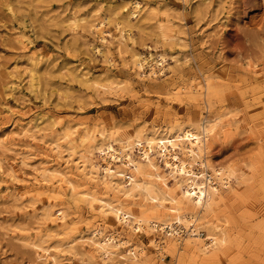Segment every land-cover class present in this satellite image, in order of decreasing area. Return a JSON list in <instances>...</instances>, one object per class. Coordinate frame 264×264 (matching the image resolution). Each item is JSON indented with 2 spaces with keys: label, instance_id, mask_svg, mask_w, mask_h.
I'll return each instance as SVG.
<instances>
[{
  "label": "rangeland",
  "instance_id": "obj_1",
  "mask_svg": "<svg viewBox=\"0 0 264 264\" xmlns=\"http://www.w3.org/2000/svg\"><path fill=\"white\" fill-rule=\"evenodd\" d=\"M161 55V75L134 65ZM206 123L215 130L204 160L234 174L207 207L183 195L201 176L174 173L157 151L143 161L131 149L139 134L191 129L202 138ZM88 132L93 145L139 163L141 175L112 165L108 182L121 193L100 183L101 154L89 159L97 182L71 164L91 150ZM55 141L64 155L51 149ZM179 143V160L199 173ZM131 176L138 185L127 184ZM145 185L161 199L146 200ZM101 200L127 217L102 214ZM192 215L201 244L133 223L187 224ZM209 229L225 238L213 256L200 253ZM97 234L122 246L104 259L75 242ZM50 256L57 264H264V0H0V264H53Z\"/></svg>",
  "mask_w": 264,
  "mask_h": 264
},
{
  "label": "bare ground",
  "instance_id": "obj_2",
  "mask_svg": "<svg viewBox=\"0 0 264 264\" xmlns=\"http://www.w3.org/2000/svg\"><path fill=\"white\" fill-rule=\"evenodd\" d=\"M139 8H140V5L138 3H134L133 9L137 10ZM104 26L105 24L101 23V25L97 28L102 39H105V37L109 35V32L107 30L102 29V27ZM125 26L128 27L127 25ZM124 34L125 32L121 30V37L119 41V44L121 45V46L119 45L120 47L124 45ZM166 59L167 57L163 55L158 56L154 60H151V58L149 59L142 58V59H137L138 62H136L135 60L134 65L136 66L138 70H142L144 66H146L147 64H150L151 73L156 76L157 74L161 75L164 72L166 68ZM74 129H68V130H74ZM214 130H215V126L213 127L211 123H206L204 132L202 134V138H199L191 129H184L182 131V135L173 136V137H171V135L168 133L161 137H155L153 133L150 135L148 134L147 136H140L139 134L134 137V142L131 145L132 146L131 149L132 150L136 148L140 149L139 151L141 153V159H143V161H148L151 153L157 151L159 155L164 158L166 165L174 173L185 174V175L196 174L198 177L201 176L203 180H201L199 184L188 183L187 189L183 192V195L185 194L186 196L185 195L184 196L186 197V199L193 202V204L197 206L203 205L207 207L208 205H211L214 194L216 192L219 193L218 191L219 184H221L223 187H228L230 185V181L234 177L233 171L232 169H230V167H227V168L223 167V169H219V168L214 169L213 166H211L209 162H207L203 158V152H207L210 150L209 141L214 137ZM67 135L68 134H66V136ZM89 140L92 141L90 142L91 150H88V151L83 150L79 153H74L76 158L75 160H72L71 164L74 163L77 165V168H79V170L82 169L83 172L86 171V176H88L92 181H96V182L98 181L97 173L94 174L90 169V166H92V163L90 162L91 160H89L93 155H95V153L101 154L103 161H104L103 165L100 166V168L103 169L102 171L104 173L102 177L103 180L101 179L100 183L107 187L113 188L114 191L119 192L120 190L117 187L113 186L112 183L108 181L109 179H111L113 175L112 173L113 171L111 167L116 161H119L125 168H133L134 172H136L138 175H141V172L139 170V163L133 160L131 157V154H128L127 151H125L126 153L118 152L111 145H107V146L101 145L100 147H97V145H93V142H97V141H96L94 134H91L90 132L85 134L84 142H88ZM180 140H182V143L186 145L185 149H186V154L188 155V157L192 158V160H194L195 163H197V165L201 169L199 173H195L192 170L191 164H188L185 160H179L177 156V148L181 146V144L179 143ZM102 141L104 142L105 140L102 139ZM185 141H188V143ZM51 145H52V148H51L52 150H55L56 152H58L60 156L64 155V151H62L61 149L62 147L60 146V141L52 142ZM82 152H84V154ZM197 160L199 161L197 162ZM151 169H155V168L151 167ZM39 172L42 177H46L47 173H49L50 171L48 169H39ZM122 177H125V175H122ZM156 178L158 179L160 183L164 184V179L161 176L156 175ZM64 180L68 184L71 185L72 187L71 190L73 191L75 188L74 186H72L73 184L71 182H68L69 180L67 179V177H65ZM187 181H190V179H187ZM127 182H128L127 183L128 185L133 184V183L135 185H138L134 176H131L129 179H127ZM142 190H143L144 198H146V200L157 201L158 199H161L160 195L158 194L159 192L158 190H152L148 188L147 185H145L142 188ZM77 194L79 193L75 192V195ZM123 194H127V193H123ZM187 195H189V197H187ZM91 199L92 201L99 200V199L94 200V197H91ZM100 202L101 204H99L98 210L102 214L104 215L114 214L117 217V219L120 221H123L127 217L128 213L122 208H114L113 206L103 202L102 200ZM93 203L91 204L92 207H93ZM179 210L180 209L175 208L173 211L178 212ZM150 219L151 218L143 219L142 217L134 216L133 223L135 225L136 230L146 231V228H145L146 226L144 223L149 221L150 223H152V225L158 232L161 233L165 231L172 238L182 234L185 241L187 240L188 242L194 243V244L200 243L203 238L202 233L198 229L192 228L190 226L197 220V218L194 217L193 215L189 216V220L187 224L182 223L181 219L178 217H176L175 220L172 222H155ZM186 228H189L191 230L189 232H185ZM106 236H103L102 234L95 235V239L97 240L96 242L94 240L86 241L87 239L86 240L77 239L78 241L76 240L75 242H78L81 248L87 247V246L91 248L93 247L95 251L100 254V256L106 259L110 254H113L110 251V248L118 249L122 246V243H120V239L118 236H115V235H112V236L110 235L108 237ZM224 243H225V238L221 232H218L215 229H209L206 243L204 246L201 247V251L200 250L199 251L202 254H206L205 251L208 250L210 252L209 255L213 256L216 247L219 244L222 246ZM134 249L130 250V252H131L133 259L137 260L139 259L137 258L139 257V255L136 254L137 255L136 257L134 253L135 252ZM161 250L163 251L162 248ZM139 253H142V252H139ZM50 257H51V262L53 264L58 263L57 258L55 256H50ZM119 258L120 259L123 258V260L125 261L124 258L126 257L121 256Z\"/></svg>",
  "mask_w": 264,
  "mask_h": 264
}]
</instances>
